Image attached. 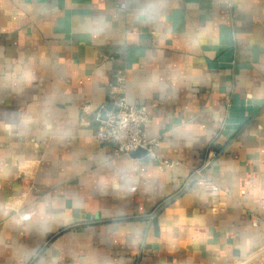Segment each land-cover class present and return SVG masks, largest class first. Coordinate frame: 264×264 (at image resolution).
<instances>
[{"label":"crops","instance_id":"crops-1","mask_svg":"<svg viewBox=\"0 0 264 264\" xmlns=\"http://www.w3.org/2000/svg\"><path fill=\"white\" fill-rule=\"evenodd\" d=\"M134 4L0 0V264H264V0ZM122 96L173 167L98 139Z\"/></svg>","mask_w":264,"mask_h":264},{"label":"built area","instance_id":"built-area-1","mask_svg":"<svg viewBox=\"0 0 264 264\" xmlns=\"http://www.w3.org/2000/svg\"><path fill=\"white\" fill-rule=\"evenodd\" d=\"M125 6V3L122 4ZM149 122V111L146 104L130 103L122 96L116 108L108 110L97 132L100 141L111 143L116 154H131V152L143 148L147 155L159 163L174 166V161L162 156L157 150L160 145L159 137H149L146 126ZM207 160L202 166L191 173L192 181L205 183L212 190H219V186L205 179L203 170L209 165Z\"/></svg>","mask_w":264,"mask_h":264},{"label":"clouds","instance_id":"clouds-1","mask_svg":"<svg viewBox=\"0 0 264 264\" xmlns=\"http://www.w3.org/2000/svg\"><path fill=\"white\" fill-rule=\"evenodd\" d=\"M163 2L164 0H135L133 12L138 18L142 17L144 22H150L153 17L163 13ZM36 215L40 220L54 219L46 217L43 209L36 213ZM28 218L31 219L32 217L29 216Z\"/></svg>","mask_w":264,"mask_h":264},{"label":"water","instance_id":"water-1","mask_svg":"<svg viewBox=\"0 0 264 264\" xmlns=\"http://www.w3.org/2000/svg\"><path fill=\"white\" fill-rule=\"evenodd\" d=\"M131 155L134 157H142L147 155V150L143 149V148H139L133 152H131Z\"/></svg>","mask_w":264,"mask_h":264}]
</instances>
